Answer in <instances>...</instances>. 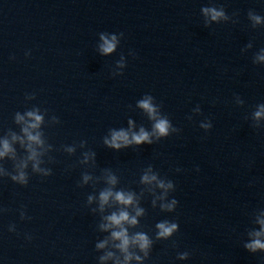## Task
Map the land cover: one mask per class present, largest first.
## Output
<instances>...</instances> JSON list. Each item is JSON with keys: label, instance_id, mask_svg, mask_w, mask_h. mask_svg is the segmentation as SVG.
Here are the masks:
<instances>
[{"label": "water", "instance_id": "water-1", "mask_svg": "<svg viewBox=\"0 0 264 264\" xmlns=\"http://www.w3.org/2000/svg\"><path fill=\"white\" fill-rule=\"evenodd\" d=\"M262 57L264 0H0V264H264Z\"/></svg>", "mask_w": 264, "mask_h": 264}, {"label": "clouds", "instance_id": "clouds-1", "mask_svg": "<svg viewBox=\"0 0 264 264\" xmlns=\"http://www.w3.org/2000/svg\"><path fill=\"white\" fill-rule=\"evenodd\" d=\"M206 12L210 11L212 14V19H216L218 16H221L222 13L221 12H217L214 9H205ZM256 20L259 21V17H256ZM114 48V44L108 41H105V46L103 47V51L105 53L111 52ZM262 59H264V57H262ZM141 107L145 108L149 113L153 112V108L150 106V104L147 101L142 102ZM30 116H34L33 113H29ZM261 115V112L258 111L256 113V116L259 117ZM34 119L38 122L41 117L39 116H34ZM30 127H36V124H32L30 125ZM168 129H169V124L168 121L165 119H160L157 121V123L154 125V130L155 132L160 135V136H165L168 134ZM25 131H27V129H25ZM29 140L31 141H38V137L36 136H32L29 135L28 137ZM149 139V134L146 133L143 129H141L140 133L138 135H133L131 141L128 139V135L127 133L120 131V132H114L112 134V138L110 141H105L107 144H109V146L113 147V148H120L121 144L123 143L124 145H127L129 143L135 142L137 144L144 142V141H148ZM4 150L5 152H7L8 149V145L5 144L4 145ZM4 152H0V156H3ZM33 155H35V153H33ZM20 179H23V176L21 175ZM145 179H148L147 177H145ZM154 179V177H153ZM112 193L110 191H105L102 192L100 195V200L101 203H106L108 201L109 196H111ZM115 200L120 203V204H124V205H128L132 203V196L131 195H125L124 193L121 192H117L115 194ZM140 214V210H137V215ZM107 220L110 222V226H117L120 227L119 231H114L112 233L113 238L118 239L121 241V243L118 245V247L122 250V251H126L127 246L129 244V238L128 235L126 233V230L121 227L123 222H127L129 224H136V218L135 217H129V214L126 211H121L119 212V214H115L113 213L112 215L107 217ZM157 227L160 229L159 235L160 236H167L169 235L176 227L175 224L171 225V226H166L164 223H160L157 225ZM259 235V234H257ZM132 243H139L140 247L146 248L149 244V240L148 238L143 235V234H137L135 236V238L132 240ZM103 245H100V247H102ZM248 248L255 250L257 248H261L264 249V243H261L260 240H254L251 244L247 245ZM125 259H128V257L126 256Z\"/></svg>", "mask_w": 264, "mask_h": 264}]
</instances>
